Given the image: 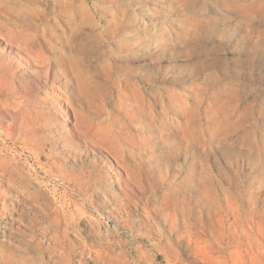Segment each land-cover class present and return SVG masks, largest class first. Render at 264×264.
<instances>
[{"label":"rangeland","instance_id":"1","mask_svg":"<svg viewBox=\"0 0 264 264\" xmlns=\"http://www.w3.org/2000/svg\"><path fill=\"white\" fill-rule=\"evenodd\" d=\"M105 6L119 16L116 38H106ZM34 27L57 30L64 58L45 52L70 71L78 65L80 85L65 87L74 77L56 70L50 79L3 39L26 42L18 31ZM0 31V260L264 264V0H0ZM183 85L196 87L191 102L180 97L183 116L198 103L197 122L208 127L194 133L198 145L160 133L137 101L160 87L185 95ZM73 104L88 129L129 137L140 187L109 152L79 138ZM172 115L181 122V111Z\"/></svg>","mask_w":264,"mask_h":264},{"label":"bare ground","instance_id":"2","mask_svg":"<svg viewBox=\"0 0 264 264\" xmlns=\"http://www.w3.org/2000/svg\"><path fill=\"white\" fill-rule=\"evenodd\" d=\"M171 2L172 1H169L167 6ZM85 7L88 9L87 6H85ZM104 10L110 13V17H105V21L107 23H109L111 25V28H112V30L108 33V36L106 35V38L107 37H113V38L115 37L116 38L120 35V34H117L115 31V28L121 24L119 22V16L115 10H113L112 8H109L108 6H105ZM38 19H42L41 15H38ZM121 20L124 23V20L123 19H121ZM10 21L13 23L14 26H18V27L23 26V27H27V28L33 27V23L30 22L27 18L11 16ZM124 26L127 27L128 24L124 23ZM34 29L35 30L32 32L18 31L20 34H22V35H24V37H26L25 38L26 42H23L21 40H16L13 38H10L8 40L6 38H3V39L8 41V43L10 45L17 46L20 49V51H23V53L27 57L26 61L28 63L32 59V60H34L35 63H37V65L44 67L45 68L44 74L46 76H48V75L51 76L50 79H55V75H56L55 70H56L59 73H61L63 75V77H65V78H67L68 74H72V77H74V79L72 81L71 80L67 81V79L66 80L64 79L62 81V83L65 87H67L69 83L71 84V82L73 84H76V85L79 84L80 85L82 73L79 71L78 65L74 66L71 69L72 71H70L68 68H66L67 65L65 63V60L61 61L59 59L58 60L51 59L50 56H48V54H46V52H45V51L50 52L52 49H54L55 50L54 53L61 56V58L62 57L64 58V53L60 49H58L56 46L53 45L56 38L59 37V35L57 34V30L55 31V30H52L49 28V29H46L47 30L46 34L40 35V33L38 32V28L34 27ZM45 35H47L48 38H46ZM99 35L101 37H103L104 39H106L103 36L104 34L102 32V28L99 31ZM0 37L1 38L4 37V34L1 31H0ZM138 37H139V35L127 38L123 41H119V44L122 45L126 40H133V39L138 38ZM82 41H83L82 38L78 39L77 47H79V48L75 49L76 53L77 52L80 53L82 51V46H83ZM70 50H73V49L70 48ZM75 50H74V52H75ZM118 50L124 51V50H128V49L118 46ZM162 52H163V50L160 49V50H158V52L155 53V57L153 58L154 63H156V61L160 58V55ZM78 59L82 60L81 58H78ZM168 61H170V60H168ZM124 64H126V67H125V70L123 71V74L131 75L129 71H130V68H133V67L128 62H125ZM154 69L156 70V68H154ZM132 75L136 76V74H132ZM150 76H151V74H150ZM137 77H138V75H137ZM139 78H140V82L145 83L147 86H149L150 83L154 79L152 77H148L147 75L144 77L140 76ZM193 81H194L193 79H190L188 82H193ZM203 83L209 84V82H203ZM140 88H142V87H140ZM183 88L187 92L185 95L184 94L178 95L177 93H173L170 96H166L163 93L164 90H166L164 87H160V89H158V91L150 89V91L152 93L151 99L145 100L142 97H139L137 99V101L140 103L139 106L141 108L144 107L145 112L147 111V113H146L147 114L146 115L147 122L149 124H151L152 126H154V128L157 129L160 133H162V134L168 133V135L172 139H182V144H180V145L185 144V145L189 146L192 143H195L198 145V143H200V142L198 139L196 140L194 138V133L197 134V132H199L198 135L203 136V134L206 132L208 127H207V129H204L203 125L201 124L202 122L201 123L197 122L198 117L195 115V107L198 105V103L197 104H190L189 106L187 105L188 101L191 102V100H193L194 96L192 93L193 92L196 93V87H190V86H184L183 85ZM142 90L145 91L146 89L142 88ZM66 92L70 97H72V98L75 97L77 100H79V97L78 96L76 97L75 94L73 92H71L70 90H66L65 93ZM180 97H183L184 101L187 100V102H186L187 107L186 108L188 111H187V113H185V117L183 116V110L184 109L181 105L182 102H181ZM65 102L68 103L67 101H65ZM56 105H58V104H56ZM70 107L73 109V111L75 113L74 124L77 126V129L79 131V136H80L79 138L82 140H85V141L89 140L90 142L94 143L98 147H101L104 150H106L107 152H109L115 158V160L125 169L127 177L132 178L140 187V179L136 176L138 174L133 169V167L136 168V165H137L135 158H134L135 153H133L129 148H127L125 146V145H128V142H125V141L127 139H129V137L125 136L124 138H120L118 136H114V135L110 134L109 138H107L105 136V133H106L105 130L95 131L92 129H88V126L86 125V127H85L84 123H83V122L86 123V121L81 119L80 117H78L79 112H78L77 108H75V104L71 105ZM154 107H158V114H159L158 119L154 118V114H153ZM179 111H181V113H182V116L180 117V118H182L181 122L179 120H177L176 118H174V116L172 115V113H175L179 116ZM143 124H145V123H143ZM143 124H140L138 127H136V129L137 130L146 129L145 126L143 127ZM112 125L115 126V124H112ZM108 128H109V125H108ZM104 129H107V127H105ZM107 136H108V134H107ZM131 145L135 146V144H131ZM206 149H207V147H204V146L199 147V155L198 156L200 158H203V156L206 154V152H207ZM35 151H38V150H35ZM21 164H22V162H21ZM20 175H22V174H20ZM128 182H129V180H128ZM143 191H144V189L141 188V190H138L134 194V196H137V194L140 195V193H142ZM61 208H62V206H61ZM126 213H129V212L127 211ZM149 213L153 216H155L156 214H157L156 216H158V213H156L150 209H149ZM115 226L118 228L119 225L117 223H115ZM56 230H59V229H56ZM4 260L5 259H1L0 264L4 263L3 262Z\"/></svg>","mask_w":264,"mask_h":264}]
</instances>
